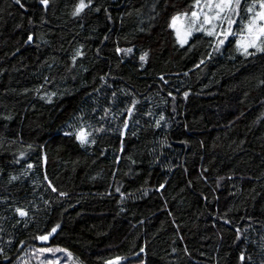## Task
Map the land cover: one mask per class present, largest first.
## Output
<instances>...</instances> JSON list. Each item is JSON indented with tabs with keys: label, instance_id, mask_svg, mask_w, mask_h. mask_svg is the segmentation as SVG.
<instances>
[{
	"label": "trees",
	"instance_id": "16d2710c",
	"mask_svg": "<svg viewBox=\"0 0 264 264\" xmlns=\"http://www.w3.org/2000/svg\"><path fill=\"white\" fill-rule=\"evenodd\" d=\"M199 1L0 0V264H264V51Z\"/></svg>",
	"mask_w": 264,
	"mask_h": 264
},
{
	"label": "rangeland",
	"instance_id": "374dc122",
	"mask_svg": "<svg viewBox=\"0 0 264 264\" xmlns=\"http://www.w3.org/2000/svg\"><path fill=\"white\" fill-rule=\"evenodd\" d=\"M221 0H200L194 11L190 13H181L173 18L172 24L176 31L177 38L181 43L182 40L186 42L196 32H207L216 35L217 42H224L230 35H236L238 43L245 52L257 51V47L262 48V40L264 36L257 39L260 25H264V21L257 20V27L253 32L248 31V25L255 14L261 11L260 2L255 1L248 5L245 11L240 9L242 0H239L237 6L233 0L232 9L225 8L220 11L215 7ZM209 4L212 6L209 7ZM252 11H249V9ZM193 13L197 15L194 17ZM219 16V18H217ZM209 18L210 22L205 23V18ZM229 20L232 21L229 23ZM238 25V26H237ZM240 31H237V29ZM235 31L237 33L235 34ZM189 33H191L189 35ZM227 33V35H225ZM223 42V43H224ZM255 43V47L250 46ZM185 44V43H182ZM48 237V236H47ZM49 238V237H48ZM48 238L45 241L48 240ZM54 254L53 259L48 258V254ZM121 260H115L112 264H121ZM17 264H80L79 261L67 250L58 247H41L34 249H26L23 255L18 259Z\"/></svg>",
	"mask_w": 264,
	"mask_h": 264
},
{
	"label": "snow or ice",
	"instance_id": "6c2138e0",
	"mask_svg": "<svg viewBox=\"0 0 264 264\" xmlns=\"http://www.w3.org/2000/svg\"><path fill=\"white\" fill-rule=\"evenodd\" d=\"M17 2H19V0H17ZM42 3L44 4H47L48 3V0H41ZM260 2V8H261V11L257 12L255 14V16L252 18V20L250 21L249 25H248V31L251 33L253 32L254 28L257 27V20H260V21H264V0H259ZM235 3L236 5L238 6L239 5V0H235ZM232 4H233V0H221V2L219 4H216L215 7L217 9H219L220 11H223L225 8H228L229 10H233L232 9ZM212 5L209 4V7H211ZM86 7V5L83 3V0H81V3L79 4V6L77 7L76 9V12L74 14H79V12H81L84 8ZM249 11H252V9L250 8ZM197 14L196 13H193V16L195 17ZM217 18H219V16H217ZM205 23H209L210 20L209 18H205ZM232 21L229 20V23H231ZM259 27V32H258V35H257V39H259L261 36H264V25H260L258 26ZM191 33H189L190 35ZM210 35L212 33H209ZM225 35H227V33H225ZM29 40H31V37H29ZM223 40L220 41L221 44H223ZM181 43H186V40H182ZM250 46H253L255 47V43H253L252 45ZM247 49H245L246 51ZM257 50L258 51H264V48H259L257 47ZM130 51V50H129ZM146 56L147 54H145V56H142L141 57V60H144L146 59ZM77 139H79L81 141V143H87V138H86V134L81 131L78 135H77ZM31 167V166H29ZM63 195V194H62ZM19 211L20 215L21 216H24L26 215V213L22 210H17ZM53 232H55V229H53ZM49 235H51V233H49ZM48 237L47 236H42L40 237V239L42 240H46ZM241 259H243V256H241ZM108 264H112L111 261L108 262Z\"/></svg>",
	"mask_w": 264,
	"mask_h": 264
}]
</instances>
